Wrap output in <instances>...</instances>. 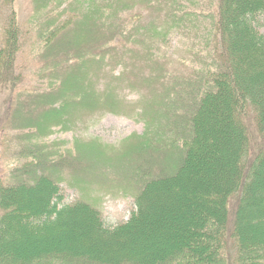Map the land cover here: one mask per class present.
Wrapping results in <instances>:
<instances>
[{
  "label": "trees",
  "instance_id": "obj_1",
  "mask_svg": "<svg viewBox=\"0 0 264 264\" xmlns=\"http://www.w3.org/2000/svg\"><path fill=\"white\" fill-rule=\"evenodd\" d=\"M106 1L109 8L119 2ZM215 2L216 9L197 17L222 45L215 55L208 50L215 67L202 60L192 72L172 74L167 91L154 92L181 115L190 113L187 126L164 123L162 133L170 136L163 141L176 162L145 176L131 219L108 228L92 204H62L55 166L40 168L48 161L35 152L9 182L0 176V264H225L230 247L233 264H264V221L256 224L257 235L247 222L257 217L251 204L264 205V33L256 26L264 0ZM11 21L0 48V91L19 82L18 25ZM106 22L112 29L114 22ZM85 29L92 30L87 23ZM80 36L91 35L81 30ZM69 78L70 90L81 86V76ZM146 139L142 147L150 149V141L161 138Z\"/></svg>",
  "mask_w": 264,
  "mask_h": 264
},
{
  "label": "rangeland",
  "instance_id": "obj_2",
  "mask_svg": "<svg viewBox=\"0 0 264 264\" xmlns=\"http://www.w3.org/2000/svg\"><path fill=\"white\" fill-rule=\"evenodd\" d=\"M118 1L109 8L106 0H13L8 5L0 0V48L13 18L19 38V82L0 91L3 183L32 163L35 152H44L48 162L40 168L55 166L51 173L59 180L61 203L92 204L108 228L128 222L137 211L145 176L176 162L163 141L170 133L161 129L177 121L187 126L190 112L181 115L156 93L169 89L172 74L192 72L202 60L215 67L208 50L215 55L222 49L208 21L197 18L216 9L215 0ZM106 21L114 22L112 29ZM256 26L264 33V14ZM81 30L91 36L79 37ZM75 75L83 78L81 86L70 90L69 77ZM169 107L170 118L165 115ZM251 121L255 126V118ZM147 134L161 138L150 141V149L142 147ZM161 151L164 155H156ZM251 208L257 217L247 222L257 235L264 205ZM225 254L232 259L235 250L230 247ZM229 259L225 264H233Z\"/></svg>",
  "mask_w": 264,
  "mask_h": 264
}]
</instances>
